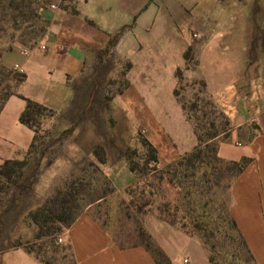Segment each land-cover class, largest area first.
Masks as SVG:
<instances>
[{"label":"crops","instance_id":"crops-1","mask_svg":"<svg viewBox=\"0 0 264 264\" xmlns=\"http://www.w3.org/2000/svg\"><path fill=\"white\" fill-rule=\"evenodd\" d=\"M44 18L36 44L6 49L0 58L25 75L0 102V165L34 142L36 131L20 121L24 98L62 120L76 81L118 36L113 53L127 65V83L112 97L111 114L123 130L143 131L144 141L134 143L143 153H121L102 166L115 193L149 182L153 198L142 225L164 255L160 264H213L200 237L159 210L165 202L173 210L179 199L163 170L202 146L178 93L187 82L203 83L228 118L227 131L208 141L217 143L218 158L247 160L231 179L228 211L256 264H264V0H56ZM54 238L74 264H159L143 244L119 247L87 212ZM0 264L44 263L23 244L1 250Z\"/></svg>","mask_w":264,"mask_h":264},{"label":"rangeland","instance_id":"rangeland-1","mask_svg":"<svg viewBox=\"0 0 264 264\" xmlns=\"http://www.w3.org/2000/svg\"><path fill=\"white\" fill-rule=\"evenodd\" d=\"M54 1L0 0V55L12 47L36 44L46 28L44 9ZM118 62L114 53L92 59L74 85L63 121L52 120L49 113L40 115L33 123L36 134L29 150L15 159L18 162L0 165V251L24 244L44 264H74L70 252L55 244L54 236L65 226L49 235L52 230L41 228L31 218L39 208L50 209L67 220L87 212L119 247L150 243L142 225L146 203L153 198L148 195L149 182L115 193L102 166L121 153L138 159L143 153L134 146L144 141L143 132L123 130L125 126L111 114L112 97L127 83V65L121 68ZM3 82L0 97L13 93L15 87L12 80ZM178 93L201 139L227 128L225 114L209 98L203 83H182ZM214 146L212 143L210 150ZM214 155V151L204 153L207 159L196 167L194 176L182 177L185 171L191 172L185 165L177 169L185 188L175 186L179 199L173 210L169 208V217L200 237L213 264H254L228 218L234 169ZM151 183L156 187L158 181ZM57 223L54 227L62 225ZM43 231L47 235L39 238Z\"/></svg>","mask_w":264,"mask_h":264},{"label":"trees","instance_id":"trees-1","mask_svg":"<svg viewBox=\"0 0 264 264\" xmlns=\"http://www.w3.org/2000/svg\"><path fill=\"white\" fill-rule=\"evenodd\" d=\"M117 38H118V36H115V38L112 41H110V43L103 50L99 51V53H98L99 54V57L103 58L106 54L113 53L114 52L113 50H114V47H115ZM1 55H0V58H1ZM178 72H180V71L178 70ZM0 73L2 74V79L0 80V86L3 85V83H4L3 80H7L8 82L12 80L14 82V86H16L17 84L21 83L24 80V77H25L24 73H20V72H17L15 70L13 71V69H10L9 67H7L4 64H2L1 61H0ZM4 85L5 86H4L3 89L7 90L8 89V85H6V84H4ZM11 94H12L11 92L5 93L3 96L0 97V100H2V101L5 100ZM24 99L26 101V107H25L24 111L20 115V121L22 123H24V124H26V125H28V126H30L32 128H35V126H34L33 123L36 121V119L39 118L40 115H42L43 113H49V115H52V111L50 109H48L46 106H44V105H42V104H40V103H38L36 101L30 100V99H26V98H24ZM0 106H1V104H0ZM223 117H224L225 123L227 125V128L222 129L220 131H215L214 134H212L211 136H209V137H207L205 139H201L197 135L198 136V139L200 140V144L202 146L198 147L193 152L187 154L185 157H183L182 159L178 160L177 162H175V163L167 166L163 170V173L168 176L170 182L174 186H176L177 188H179L180 190L182 188H185V187L183 185V181H181L180 179H178V176H177L178 171H177V169L178 168H181V167H183L185 165V168L187 170H190L191 172L189 173V172L185 171L184 176H182V177L185 178V176L186 177L194 176L195 171H196V167H198L199 165L203 164L205 158L207 159V156L204 157V153L206 151L207 152L214 151L215 152V155L212 156V157L218 159L220 162L227 163L230 166V168H233L234 169V173H233V176L232 177H234L239 172H241L243 170V168L245 167V165L247 164V160L246 159H243L240 162H224V161H222L217 156V143L215 141L208 142L209 140H211L212 138L218 136L219 134L224 133L229 128L228 118L226 117V115H223ZM188 118L191 119L190 116H188ZM196 134H197V132H196ZM34 139H35V137H34ZM212 143L215 144V146H214L215 149L210 150V147H211V144ZM150 157H151L152 160H155L153 154H151ZM10 162L16 163L18 161L15 160V159H13V160L5 161L3 164L6 166ZM162 178H163V175H160L159 176V181H161ZM158 190L159 191L158 192L156 191V192L157 193H160V189L159 188H158ZM150 201L147 202L146 205H148L150 203ZM159 210H160V213H162L166 217L170 218L169 217L170 214L168 213L169 203H166L165 202L163 204V208H161V205H160ZM228 215H229L228 218H229L230 222L232 223L233 227L237 230L238 234L240 235L241 240H242V243L244 244V246H245V248H246V250H247V252H248V254H249L250 258H251V260L253 261L254 264H256V261H255L254 257L252 256L250 250L248 249L247 244L244 241V239H243L242 235L240 234L239 230L237 229L236 224H235V221L231 217L229 211H228ZM31 218L41 228L42 227H44V228L45 227L46 228L48 227L50 230H52V231H49V232H51V234H49V235H54L58 231H61L63 226L68 227L77 217H74V218H72L70 220H67V219H65L63 217V215H60V214H57L56 215L50 209H46V208H43L42 209V208H39V209H37L36 211H34L31 214ZM170 219L174 223L181 224L180 222H177V220L175 218H170ZM55 222L61 223L62 225H57L56 227H54V223ZM181 226L184 227V228H187L184 224H181ZM45 233L46 232H44V231L43 232H39V235H38L39 238L40 237H43V236H46L47 234H45ZM147 238L149 239V242L150 243L148 245H146V248L155 256V258L158 260V263L160 264L164 260V255H163L162 251L153 242V240L151 239V237H150V235L148 233H147ZM157 257H162L163 260L160 261ZM210 260L212 262L211 257H210Z\"/></svg>","mask_w":264,"mask_h":264},{"label":"built area","instance_id":"built-area-1","mask_svg":"<svg viewBox=\"0 0 264 264\" xmlns=\"http://www.w3.org/2000/svg\"><path fill=\"white\" fill-rule=\"evenodd\" d=\"M51 8H56V5H51ZM192 36H193V37H198V34H197V33H193ZM41 48L44 49V46L41 45ZM30 50H31V49H29V48H24V49H23V53H24L25 55H28V54L30 53ZM13 68H14V70H16L17 72L22 73V69H21L20 65L15 64ZM142 132H143V131H142ZM59 241H62V239L59 238Z\"/></svg>","mask_w":264,"mask_h":264}]
</instances>
